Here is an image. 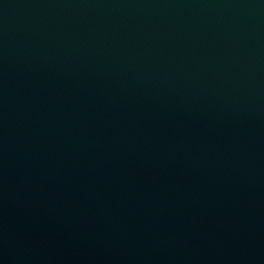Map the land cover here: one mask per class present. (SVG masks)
<instances>
[{"label":"water","instance_id":"water-1","mask_svg":"<svg viewBox=\"0 0 264 264\" xmlns=\"http://www.w3.org/2000/svg\"><path fill=\"white\" fill-rule=\"evenodd\" d=\"M0 264H264V0H0Z\"/></svg>","mask_w":264,"mask_h":264}]
</instances>
